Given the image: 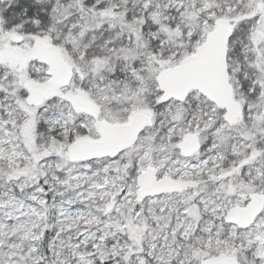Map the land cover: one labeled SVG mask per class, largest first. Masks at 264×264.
Here are the masks:
<instances>
[{
	"label": "snow or ice",
	"instance_id": "6c2138e0",
	"mask_svg": "<svg viewBox=\"0 0 264 264\" xmlns=\"http://www.w3.org/2000/svg\"><path fill=\"white\" fill-rule=\"evenodd\" d=\"M0 264H264V0H0Z\"/></svg>",
	"mask_w": 264,
	"mask_h": 264
}]
</instances>
